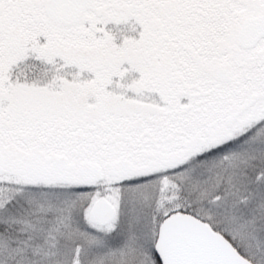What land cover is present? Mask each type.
<instances>
[{
  "label": "snow or ice",
  "instance_id": "1",
  "mask_svg": "<svg viewBox=\"0 0 264 264\" xmlns=\"http://www.w3.org/2000/svg\"><path fill=\"white\" fill-rule=\"evenodd\" d=\"M0 264H264V0H0Z\"/></svg>",
  "mask_w": 264,
  "mask_h": 264
}]
</instances>
